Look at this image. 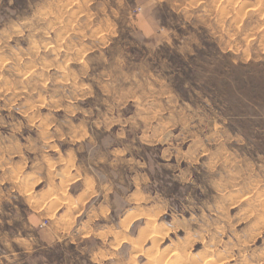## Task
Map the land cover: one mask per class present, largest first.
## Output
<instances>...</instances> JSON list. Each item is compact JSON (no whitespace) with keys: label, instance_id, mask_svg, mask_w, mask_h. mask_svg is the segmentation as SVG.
<instances>
[{"label":"rangeland","instance_id":"rangeland-1","mask_svg":"<svg viewBox=\"0 0 264 264\" xmlns=\"http://www.w3.org/2000/svg\"><path fill=\"white\" fill-rule=\"evenodd\" d=\"M113 145L155 194L146 254L29 252V212ZM159 255L264 264V0H0V264Z\"/></svg>","mask_w":264,"mask_h":264},{"label":"crops","instance_id":"crops-1","mask_svg":"<svg viewBox=\"0 0 264 264\" xmlns=\"http://www.w3.org/2000/svg\"><path fill=\"white\" fill-rule=\"evenodd\" d=\"M120 148V145L108 148V155L102 157L103 164L100 165L96 156L89 161V166H81L77 173H71L77 176L64 183L59 197L56 192L47 195L45 211L29 212L28 225L36 234L21 239L29 252H35L37 247L50 251L60 244L82 246L94 263L112 261L124 253L132 259L146 254L144 248H140L143 255L137 249L135 235L146 221L143 218L147 219L145 210L151 208L146 201L155 194L137 184L140 178L134 176L133 165H127L128 160L142 163L133 157L132 150L123 157L109 156V152ZM136 172L151 179L146 167ZM43 220L47 224L43 225Z\"/></svg>","mask_w":264,"mask_h":264},{"label":"bare ground","instance_id":"bare-ground-1","mask_svg":"<svg viewBox=\"0 0 264 264\" xmlns=\"http://www.w3.org/2000/svg\"><path fill=\"white\" fill-rule=\"evenodd\" d=\"M65 6H66V4H65ZM66 7H67V6H66ZM68 17H70V16H68ZM70 19H71V18H70ZM58 20H59V19H58ZM67 20H69V19H67ZM70 21L72 22V19H71ZM65 22H66V18H65V20H64V18H63V20L59 21V25H65V24H66V25L68 26V24L65 23ZM50 23H51V22H50ZM50 23H49V25H50ZM56 23H57V22H56ZM54 24H55V23H54ZM69 25H71V23H69ZM64 27H65V26H64ZM62 28H63V27H62ZM62 28L60 27V29H62ZM66 28H67V27H66ZM63 29H64V28H63ZM62 32H63V31H62ZM57 37H58V36H57ZM155 102H156V101H155ZM152 103H153V101L151 102V104H152ZM123 217H124V216H123ZM123 217H122V218H123ZM155 244H156V243H155ZM152 245H153V244H152ZM137 246H138V245H137ZM137 249H138V248H137ZM139 249H140V248H139ZM141 250H142V249H140V254L143 255L144 252H142ZM141 252H142V253H141ZM168 252H169V251H168ZM138 253H139V252H138ZM162 253H163V252H162ZM165 253H166V252H165ZM168 254H169V253H168ZM207 254H209V253H207ZM207 254H206V255H207ZM133 255H134V254H133ZM136 255H138V254H136ZM136 255H135V256H136ZM144 255H145V254H144ZM206 255H205V256H206ZM209 255H210V254H209ZM147 256H148V255H147ZM157 256H158V255H157ZM159 256H160V255H159ZM161 256H163V254H161ZM161 256L159 257V259H158V257H157L158 260H155V261H158V262H157L158 264H159V263H163V264H179V262H178L179 259H175V257H174L173 260H171V258H168L167 260H164V259H166V256L168 257V255H164V256H165L164 259H163V257H161ZM169 256H170V255H169ZM183 256H184V255H183ZM183 256H182V257H183ZM137 257H138V256H137ZM140 257H141V256H140ZM153 257H155V256H153ZM172 257H173V256H172ZM176 257H177V256H176ZM180 257H181V256H180ZM203 257H204V256H203ZM203 257L201 256L200 259H202ZM207 257H208V256H207ZM151 258H152V257H151ZM204 258H206V257H204ZM154 259H155V258H154ZM154 259H153V260H154ZM182 259L184 260V259H186V258H182ZM183 260H182V261H183ZM182 261H181V262H182ZM199 261H200V260H199ZM211 262H212V261H211V259H210V260H208V261L205 260V262H203V263H204V264H211ZM149 263H150V262H149ZM212 263H213V262H212ZM150 264H151V263H150ZM152 264H153V263H152ZM198 264H200V263H198Z\"/></svg>","mask_w":264,"mask_h":264},{"label":"built area","instance_id":"built-area-1","mask_svg":"<svg viewBox=\"0 0 264 264\" xmlns=\"http://www.w3.org/2000/svg\"><path fill=\"white\" fill-rule=\"evenodd\" d=\"M43 225H45V223H43Z\"/></svg>","mask_w":264,"mask_h":264},{"label":"clouds","instance_id":"clouds-1","mask_svg":"<svg viewBox=\"0 0 264 264\" xmlns=\"http://www.w3.org/2000/svg\"><path fill=\"white\" fill-rule=\"evenodd\" d=\"M134 123V122H133Z\"/></svg>","mask_w":264,"mask_h":264}]
</instances>
